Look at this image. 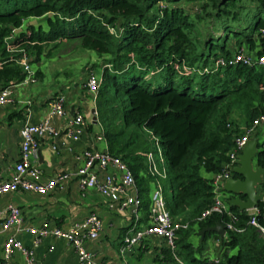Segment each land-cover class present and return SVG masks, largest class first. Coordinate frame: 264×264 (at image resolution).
Listing matches in <instances>:
<instances>
[{"label":"trees","instance_id":"16d2710c","mask_svg":"<svg viewBox=\"0 0 264 264\" xmlns=\"http://www.w3.org/2000/svg\"><path fill=\"white\" fill-rule=\"evenodd\" d=\"M69 45L102 62L96 125L110 153L134 174L140 225L150 223L154 188L146 158H159L160 148L168 211L190 224L178 233L176 256L187 264H214L206 256L212 234L199 236L196 246L194 228L233 225L245 231H227L215 248L220 264H264V239L249 225L251 212L231 207V216L216 214L197 224L215 200L211 176L224 170L235 141L264 116V67L230 64L245 51L264 56V0H0V89L24 83V56L40 64ZM238 111L244 128L234 120ZM257 165L264 167V150ZM258 208L264 210V201ZM259 221L264 225L261 216ZM158 252L156 263L177 264L169 249Z\"/></svg>","mask_w":264,"mask_h":264},{"label":"built area","instance_id":"2783aa9c","mask_svg":"<svg viewBox=\"0 0 264 264\" xmlns=\"http://www.w3.org/2000/svg\"><path fill=\"white\" fill-rule=\"evenodd\" d=\"M30 59L24 56L19 64L23 67L27 77L25 85L36 83V71L30 63ZM231 65L243 64L248 67L257 65L264 67V56L255 59L244 53L237 55L230 63ZM218 66H224V60L217 61ZM101 80L93 75L88 76L84 87L95 102ZM14 87L9 86L0 89V108L15 104ZM67 99L64 95L58 96L54 102L50 103L45 120L38 124H33L28 118L21 129L20 158L15 165L9 180H0V197L13 193L25 192L40 196H47L64 189L70 180L77 179L81 193L97 191L107 200L111 209L121 205L124 210H129L130 229L125 235L124 243L120 249L122 256H128L135 249L144 246L146 241L155 239V245L164 246L175 256L177 264H187L175 252L177 249L176 241L178 233L190 228V224L174 220L167 208L164 196L163 181L167 179L165 160L161 149H158L159 158L154 153L147 155V165L150 175L154 178V188L151 195V216L148 226L140 225L142 198L140 197L139 187L132 170L120 158L113 156L108 148L104 130L100 126V135L97 140L104 142V150L87 149L82 154L83 164L73 172L59 171L50 178L45 179L44 173L38 165L39 141L49 137L56 139L64 134L69 141L78 142L86 132L87 124L82 113L69 114L66 108ZM28 106H32V101H28ZM66 120L63 130L55 126V120ZM264 128V116L258 117L247 128L243 135L235 141V147L230 153V161L224 170L212 178L215 200L212 206L207 209L197 224L204 222L213 215L231 216L230 206L227 203L229 197L224 192L223 186L227 180L233 177V169L238 166V157L251 138L258 134V130ZM56 150V147H53ZM264 193V184L259 190ZM249 225L257 229L264 239V225L260 223L259 216L264 221V210L255 209ZM227 231L241 234L245 229L235 228L229 225ZM104 230L102 218L92 213L82 222L76 223L69 228H57L49 225L37 228L26 225L21 209L13 204L5 209H0V238L4 237L2 245V264H11L16 255L24 259V264H38L35 249L47 239L63 240L67 242L75 251L79 264H105L93 257L88 250V244L98 241ZM22 236L33 238V248L29 249L22 242ZM217 236V235H216ZM216 247H220L221 238L215 240ZM214 264H220L218 257L210 259Z\"/></svg>","mask_w":264,"mask_h":264},{"label":"crops","instance_id":"0c3cea01","mask_svg":"<svg viewBox=\"0 0 264 264\" xmlns=\"http://www.w3.org/2000/svg\"><path fill=\"white\" fill-rule=\"evenodd\" d=\"M43 64L45 63L38 65ZM86 77L87 74L79 80L73 78L57 91H53L50 84L47 86L38 84V79L34 84L14 87L15 104L0 108L1 181L11 178L13 169L19 162L20 133L27 119L30 117L33 124L45 120L50 103L60 95L66 97V108L70 115L78 112L84 115L87 129L78 142L68 141L64 134L56 139L45 137L39 141L38 165L44 173V178H50L59 171L73 172L80 168L83 164L82 154L87 149L101 151L106 148L104 142L96 139L100 135V128L98 131L93 121L92 111L95 103L84 87ZM28 101H32V106L27 105ZM65 122L64 119H58L54 123L58 129L63 130ZM259 141L262 143L260 139ZM53 147H56V150ZM10 204L21 209L26 225L37 228L44 225L69 228L85 220L88 215L96 213L104 222V230L98 241L88 244V250L95 259L105 264H158L155 262V256L160 253L158 252L160 246L155 245V239L144 244L149 250L146 253L140 251L142 248L140 246L128 256L120 254L118 250L120 238L126 229L130 228L129 210H124L121 205L111 209L107 200L97 191L81 193L77 179L73 178L63 190L58 189L47 196L19 192L0 197V209H5ZM3 240L4 237L0 238V264ZM21 240L27 248H33L32 237L22 236ZM215 248L218 249L216 245ZM35 252L38 264H79L75 251L63 240L47 239L35 249ZM11 264H24V259L16 255Z\"/></svg>","mask_w":264,"mask_h":264},{"label":"rangeland","instance_id":"374dc122","mask_svg":"<svg viewBox=\"0 0 264 264\" xmlns=\"http://www.w3.org/2000/svg\"><path fill=\"white\" fill-rule=\"evenodd\" d=\"M63 49L62 50L60 49L61 51L55 50L53 57L51 59L44 58L42 60V63L45 64L32 65V67L35 70L40 69L44 74L43 79L39 80L38 84L44 86L50 84L49 86H52L53 91H57L60 89V87H64L66 84H68V81L72 80L73 78H77V80H79L82 78V76L85 77L86 74L87 76H89L90 73L91 74L93 73L94 74L93 76L98 78V72L101 71L100 68L102 62L98 60L95 53L84 51L83 49L73 45H69L68 47ZM244 54L248 55L247 51H245ZM251 57H254V55H252ZM240 114H241L240 111H238L237 113L234 114L233 117L234 120L238 122L242 126V128H244L245 123L244 121H242L243 117L241 118ZM96 127L98 128L99 131L100 126L96 125ZM258 132H259L258 135L259 139L263 142L264 128H260ZM153 151L156 152V148ZM211 178H213V175L211 176ZM149 179L151 178L149 177ZM152 192H153V186L151 187L150 193L152 194ZM227 196L230 197V194H227ZM199 236H200V232L196 227L194 228V232L192 235L193 243L196 246L200 244ZM215 238L216 235H212V237L208 239V243H207L209 251L206 253V256L208 255L212 259L217 256V252L215 249V242H214Z\"/></svg>","mask_w":264,"mask_h":264},{"label":"water","instance_id":"95a60500","mask_svg":"<svg viewBox=\"0 0 264 264\" xmlns=\"http://www.w3.org/2000/svg\"><path fill=\"white\" fill-rule=\"evenodd\" d=\"M52 15H49L51 17ZM33 25L37 21H33ZM22 30L16 31L17 34ZM93 121L97 124V110L92 111ZM261 143L258 134L254 135L244 148L242 154L238 157V166L233 169L234 176L227 180L223 186L224 192L230 194L227 203L230 207H235L240 211L251 212L258 208L264 201V193L260 188L264 184V167L257 165V158L262 153ZM206 233L217 235L223 239L226 236V229L221 224H216L200 232L202 239Z\"/></svg>","mask_w":264,"mask_h":264}]
</instances>
